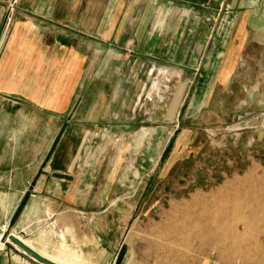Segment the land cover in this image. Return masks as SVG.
Masks as SVG:
<instances>
[{
	"label": "rangeland",
	"instance_id": "1",
	"mask_svg": "<svg viewBox=\"0 0 264 264\" xmlns=\"http://www.w3.org/2000/svg\"><path fill=\"white\" fill-rule=\"evenodd\" d=\"M126 1L117 35L99 38L97 75L66 118V133L108 137L93 150L88 187L73 172L59 192L51 179L31 187L44 178V156L27 157L45 142L33 129L48 125L39 113L21 116L2 142L17 150L2 149L0 254L39 264L14 235L81 264H264V0L236 3L251 10L228 27L239 15L251 34L231 69L192 59L201 46L181 43L194 32L212 40L225 11L186 7L214 0ZM0 4L10 25L20 0Z\"/></svg>",
	"mask_w": 264,
	"mask_h": 264
},
{
	"label": "crops",
	"instance_id": "2",
	"mask_svg": "<svg viewBox=\"0 0 264 264\" xmlns=\"http://www.w3.org/2000/svg\"><path fill=\"white\" fill-rule=\"evenodd\" d=\"M98 1L20 0L10 25H7L5 5L0 4V170L3 164L2 149L5 147L2 142L8 132L16 131L17 120L21 116L39 113L48 127L35 128L33 133H41L40 138L45 142L42 147L36 145L37 149L30 151L27 157L30 161H36L44 156L37 170L38 173L44 172V178L36 184L39 176H34L31 181L33 188L43 186L42 182L51 179L47 187L50 191L57 188L59 192L68 186L65 176H70L72 172L73 177L81 176L78 188L88 187L83 181H90L93 171L89 170L98 160L97 151L93 153V150L102 151L109 144L106 134L102 137H78L77 134L65 132L66 118L79 103L88 75L98 73L96 67L99 38L103 37L101 33L106 32L107 39H113L121 27L120 21L126 10V0H107L104 5ZM238 1L233 0L228 4L223 0L220 5L217 0L202 1L185 6L187 11H225L212 40L209 36H196L194 32L195 39L192 36L181 42L201 46V49L194 51L192 59L225 60L231 69L234 66L231 65L232 61L241 58L251 34L248 23L245 20L242 22V17L237 15L234 24L229 27L228 24L233 21L231 17L235 12L251 9L236 7ZM241 1L244 4L247 2ZM252 1L248 0V3ZM155 10L163 9L155 7ZM258 35L257 29L253 33L256 43H259ZM185 57L188 58V55ZM228 73L226 71L225 75ZM89 139L92 141L89 142ZM12 146L14 144L9 142L5 149ZM13 150H17V144ZM14 155H17L16 152ZM0 264L13 263L0 254Z\"/></svg>",
	"mask_w": 264,
	"mask_h": 264
},
{
	"label": "water",
	"instance_id": "3",
	"mask_svg": "<svg viewBox=\"0 0 264 264\" xmlns=\"http://www.w3.org/2000/svg\"><path fill=\"white\" fill-rule=\"evenodd\" d=\"M4 234L5 231L0 228V235L4 236ZM8 240L15 244L17 247H19L29 258L35 260L39 264H56L40 256L33 249L27 247L22 241L17 239V237H15L14 235H9Z\"/></svg>",
	"mask_w": 264,
	"mask_h": 264
},
{
	"label": "bare ground",
	"instance_id": "4",
	"mask_svg": "<svg viewBox=\"0 0 264 264\" xmlns=\"http://www.w3.org/2000/svg\"><path fill=\"white\" fill-rule=\"evenodd\" d=\"M2 229V228H1ZM4 230V229H3ZM1 236V235H0ZM16 237V236H15ZM18 239V238H17ZM21 241V240H20ZM24 243V242H23ZM25 244V243H24ZM15 245V244H14ZM26 245V244H25ZM16 246V245H15ZM27 247H29L28 245H26ZM19 248V247H17ZM30 248V247H29ZM20 249V248H19ZM23 252V251H22ZM36 252V251H35ZM24 253V252H23ZM37 253V252H36ZM25 254V253H24ZM39 254V253H38ZM40 256H42L43 258L51 261V260H55V261H60V263L62 264H81L79 263L78 260H76L75 258H68L66 256H62V255H49L48 252L46 250L43 251L42 255L39 254ZM68 255V254H67ZM55 257V258H54ZM53 262V261H51ZM55 263V262H54ZM59 264V263H56ZM85 264V263H84Z\"/></svg>",
	"mask_w": 264,
	"mask_h": 264
}]
</instances>
